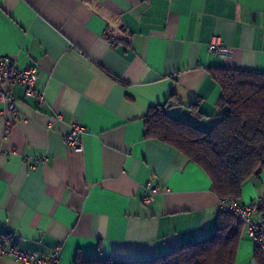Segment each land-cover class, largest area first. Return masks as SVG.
<instances>
[{
  "label": "crops",
  "instance_id": "crops-1",
  "mask_svg": "<svg viewBox=\"0 0 264 264\" xmlns=\"http://www.w3.org/2000/svg\"><path fill=\"white\" fill-rule=\"evenodd\" d=\"M0 54L34 65L44 95L40 104L10 84L17 111L0 103L1 234L45 258L59 247L55 264H74L77 253L142 260L213 230L220 200L208 174L145 138L144 116L166 104L210 128L220 95L211 70L264 71V0H0ZM74 122L80 152L64 140ZM260 195L264 168L237 202ZM255 249L242 225L234 264H264Z\"/></svg>",
  "mask_w": 264,
  "mask_h": 264
},
{
  "label": "trees",
  "instance_id": "trees-1",
  "mask_svg": "<svg viewBox=\"0 0 264 264\" xmlns=\"http://www.w3.org/2000/svg\"><path fill=\"white\" fill-rule=\"evenodd\" d=\"M218 84L219 113L208 129L169 113L170 105L150 106L144 116L145 138L165 142L208 174L219 200L235 199L242 184L264 168V71L218 67L211 70ZM191 111L198 118L196 105ZM242 222L220 209L213 230L199 241L163 254L135 261H113L96 256H75L74 264H234ZM260 249L254 257L262 263Z\"/></svg>",
  "mask_w": 264,
  "mask_h": 264
},
{
  "label": "built area",
  "instance_id": "built-area-1",
  "mask_svg": "<svg viewBox=\"0 0 264 264\" xmlns=\"http://www.w3.org/2000/svg\"><path fill=\"white\" fill-rule=\"evenodd\" d=\"M209 49L223 58L231 53L229 48L217 42L210 43ZM35 72L34 65L20 69L15 66L11 57L0 54V103L8 111L12 113L17 111L14 98L8 89L10 84L22 86L25 96H34L38 103H44L43 91L34 87ZM83 131V125L74 122L68 133L64 135L65 143L71 150L82 151L79 135ZM159 190L160 188L157 186L149 187V195L146 199H150V196ZM220 209L237 217L242 222L246 234L253 239L255 247L264 252V195H260L246 204H239L233 198L220 200ZM254 215L257 216V219H254ZM58 252L59 247H56L52 254L45 258L35 250L23 249L18 243L13 242L11 237L0 233V257H10L21 264H55Z\"/></svg>",
  "mask_w": 264,
  "mask_h": 264
}]
</instances>
